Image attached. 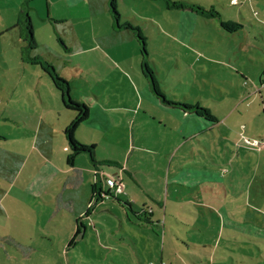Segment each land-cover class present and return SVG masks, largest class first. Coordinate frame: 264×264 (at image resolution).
Returning a JSON list of instances; mask_svg holds the SVG:
<instances>
[{
	"label": "rangeland",
	"instance_id": "374dc122",
	"mask_svg": "<svg viewBox=\"0 0 264 264\" xmlns=\"http://www.w3.org/2000/svg\"><path fill=\"white\" fill-rule=\"evenodd\" d=\"M195 7L244 25V45L205 25ZM116 8L119 24L146 38V61L173 103L161 104L185 111L198 102L217 123L200 131L208 120L192 127L145 106L139 41L111 26L109 0H0V137L8 139L0 148V264H264V0H116ZM21 9L32 38L16 24ZM42 64L67 81L73 99L112 117V129L98 131L96 111L75 134L97 145L94 163L86 152L66 162L53 125L55 112L66 116L62 95ZM94 164L101 186L92 197ZM103 175L121 181L122 192ZM151 208L159 217L148 218Z\"/></svg>",
	"mask_w": 264,
	"mask_h": 264
},
{
	"label": "trees",
	"instance_id": "16d2710c",
	"mask_svg": "<svg viewBox=\"0 0 264 264\" xmlns=\"http://www.w3.org/2000/svg\"><path fill=\"white\" fill-rule=\"evenodd\" d=\"M27 4V3H26ZM109 5L111 8V11L113 13L114 16V20L115 23L117 25V27H124L126 29H131L133 31V34L137 37L138 39V43L140 46V52H141V63H140V68H141V72L143 74V76L147 79V82L149 83V86L152 90V92L155 94V96H157L159 98V100H161L162 103L164 104H173L166 99V96L164 94V92L159 88L158 85V81L156 80V77L154 76V72L153 70L149 67L147 61H146V57H147V50H146V38L143 35L142 31L140 28L138 27H134L132 26V24H130L129 22H124V24L121 26L119 24V13L117 11L116 8V0H109ZM192 6H195L194 4H192ZM179 7H183V6H179ZM196 8V12L198 14H201L202 16H206V17H218V12L217 11H207L204 8H200V7H195ZM206 13H209V16L206 15ZM23 19V20H22ZM220 22V26L228 32H233L238 30L241 27V24L232 21V20H219ZM17 25H21L24 26V24H26V27H28V31L27 34L28 36H26L27 38H32L31 37V23H30V19H29V15L27 13V9H21L18 20H17ZM42 68L44 70H46L48 72V74L50 75V78L52 79L55 87L57 89H59L61 91V95H62V102L64 104L65 107L72 109L76 112V116L72 119V121L64 128L63 133L64 136L68 142V146H69V154L67 156V162L68 163H73V160L75 158V155L80 153V152H86L89 154L91 161H94V145H86L83 143H80L76 138H75V130L77 129V127L83 122L85 121L88 116H89V108L88 105L83 102V101H79L76 99H73L70 95H69V88H68V83L65 79H63L62 77L58 76L56 74V72L54 71L53 68H51L48 64L43 65L42 64ZM185 111H189V112H193L195 114H197L198 116L203 117L204 119L211 121V122H215L216 118L211 114V111L206 108V107H201L202 109H200V103H195V104H183L181 105ZM97 186H100V181L97 180V182L95 184L91 185L92 188V197H95V191ZM97 196H101L100 193L97 194ZM131 205L130 203H128V208L131 214H136L135 212H133V210L130 208ZM149 214H151V210L149 211ZM79 234L78 229L73 233L72 237L69 239L68 244H71L74 239L77 237V235Z\"/></svg>",
	"mask_w": 264,
	"mask_h": 264
},
{
	"label": "crops",
	"instance_id": "0c3cea01",
	"mask_svg": "<svg viewBox=\"0 0 264 264\" xmlns=\"http://www.w3.org/2000/svg\"><path fill=\"white\" fill-rule=\"evenodd\" d=\"M29 1L30 0H26V3H29ZM77 1H79V0H71V2H77ZM230 3H231V0H230ZM199 3H194V5H198ZM218 11V17L220 18L219 20H232V21H235V22H237V20L236 19H233V18H228V19H223V15H222V12L220 11V10H217ZM191 15H192V17H191ZM111 18V26L114 28V23H115V20H114V18H112V17H110ZM119 18H121L120 16H119ZM203 21H204V24L205 25H211V26H213L214 28H215V25H218V27H219V29L222 31L221 33H223L222 35H232V36H235V38H237V44H240L241 43V45H244V41H241L242 39L243 40H245V38H243L244 36H242V34H240V31H241V29H243V27H245L244 25H241V27L238 29V30H236V31H233V32H228V31H225L221 26H220V22L218 21L217 23L218 24H215V20L214 19H212V18H208V17H206V16H203ZM29 19H30V17H29ZM217 19V18H216ZM17 20H18V18H17ZM190 20H194V15L193 14H190ZM211 20V21H210ZM197 21V18H195V22ZM124 22H126V21H124ZM195 22H192V25H194L195 27H196V23ZM16 24H18L17 22H16ZM18 26V25H17ZM115 31V30H114ZM117 31V30H116ZM121 31H123V30H120L119 32H121ZM124 32H128V29H124ZM192 32V29H190V33ZM208 33V32H207ZM235 33H237V34H235ZM204 35H207L206 33H204V32H202V36H204ZM201 41H204V40H201ZM255 43H256V41H254ZM101 46H103V45H101ZM139 46V45H138ZM109 60V62H110V68H116L117 66H116V64H117V62L118 61H115L113 58L112 59H108ZM140 60V63H141V58L139 59ZM143 77V76H142ZM143 79H144V82H143V85H144V90L142 89V91H140V89H139V92H140V94H141V101L143 102L144 100H146L147 101V103H146V107L147 108H149L150 106H155V105H157V107L159 106V107H162L163 109H165L166 111H173V112H176V115L178 116V117H185L186 119H187V121H188V123L189 124H191L192 123V127L193 126H202V122H201V120L204 122V121H206V119H202V118H200V117H198V116H196V115H194L193 114V112H189V111H183V110H180L179 108H173V110L171 109V108H166V107H164L161 103V100H159V98L157 97V96H155V94L152 92V90H151V88H150V86H149V83L147 82V79L145 78V77H143ZM75 99V98H74ZM78 100V99H77ZM80 101V100H79ZM198 103V102H197ZM62 104H63V102H62ZM63 107H64V110H65V113H66V116L63 118V120L61 121V113H63V111L62 110H59V111H57V109H48V113H50V116H53L54 114H53V110H56L57 112H55L56 114H57V117H56V120H57V123L55 124H53V125H55L56 127H59L60 128V130H61V132H62V134L64 135V133H63V130H64V128L69 124V121H72V119L76 116V112L74 111V110H72V109H69V108H67V107H65L64 106V104L62 105ZM138 107H140V109H142V106H138ZM88 108H89V105H88ZM175 110V111H174ZM96 111H98V113H97V117L99 118V120H100V123H98V124H96L95 125V129L96 130H98V131H101V128H103L104 129V131H106V129H109V130H111L112 129V120H111V116L109 115V114H107L106 113V110L104 109V108H102L100 105H96V110H91V109H89V116H88V118L85 120V121H83L78 127H77V129L75 130V134L77 135V131H78V129L80 128V127H82V126H86V125H88L89 124V122H90V119H91V117L92 116H94V113L96 112ZM181 112L183 113L182 115H181ZM188 115V116H187ZM187 117H189V118H187ZM60 121H61V123H60ZM201 123V124H200ZM211 123V124H210ZM217 123V120L215 121V122H211V121H209V123H206V127L204 128V129H201V128H199L198 130H200V131H206V129H207V127H210L209 129H211L212 127L211 126H213L214 124H216ZM50 128V127H49ZM52 130H53V128H52ZM94 130V129H93ZM75 135V138L79 141V142H81V143H83V142H85L84 144H86V145H94V151L95 150H97V145H95L94 144V141H89L90 143L89 144H87L86 142V140H83V139H81V138H79V137H77ZM65 137V136H64ZM184 138H186V137H184ZM12 140H16L15 138L14 139H12ZM65 141L66 142H64V144H63V147H62V150H64V152H65V156H66V162H67V156H68V154H69V146H68V142H67V140H66V138H65ZM8 143V139L7 138H5L4 136L2 137H0V148L2 147V146H4V145H6ZM260 146H262V145H259V147ZM1 150V149H0ZM249 157V156H248ZM253 158V157H252ZM68 163V162H67ZM97 163V162H96ZM68 164H70L71 165V167L74 165V163H68ZM93 168H94V170H97L98 172L101 170V169H99L100 167H99V165L98 166H96L95 164L92 166ZM206 169L207 168H204V171H206ZM208 173H210V172H208ZM212 173V172H211ZM221 174H222V172H221ZM206 175H207V172H206ZM217 175V174H216ZM96 177H95V180H96V182H97V178H99V176H98V173H96V175H95ZM190 178V177H189ZM201 182H202V180H201ZM203 182H205V180L203 181ZM172 184H174V183H172ZM101 186V185H100ZM98 187V186H97ZM205 187H207V186H205ZM96 192V191H95ZM156 202H157V204L160 206V208H164L163 209V212L164 213H166V209H167V205H164V204H162V201H161V199L159 198V196H157V199H156ZM199 203V202H198ZM216 206H220V205H217V204H215ZM130 206V208L132 209V206L131 205H129ZM176 206V205H175ZM133 210V209H132ZM156 210H159V209H156ZM154 212L156 213V216L157 217H159V213H157V211H154V208H151V214L152 215H150L149 214V217L148 218H153V216H154ZM233 214V213H232ZM230 215H231V212H226V213H224V212H222V215H221V218H227V221H229V222H231L232 224L234 223L233 222V220L231 219V218H236L235 217V214H233L232 215V217L230 218ZM243 218H245V217H243ZM208 219V218H207ZM157 220H159V219H157ZM149 221L150 220H146L145 221V223H149ZM140 225H142L143 223L141 222V223H139ZM229 227H231V228H235L233 225H229ZM8 239H12V237H8ZM209 263V262H208Z\"/></svg>",
	"mask_w": 264,
	"mask_h": 264
},
{
	"label": "built area",
	"instance_id": "2783aa9c",
	"mask_svg": "<svg viewBox=\"0 0 264 264\" xmlns=\"http://www.w3.org/2000/svg\"><path fill=\"white\" fill-rule=\"evenodd\" d=\"M244 143L247 144L249 147H258L260 145L261 141L258 139H248V138L244 137ZM95 173L99 174V172H97V171ZM103 183L105 185H107L108 187L114 189L116 192H122V190H123V186H122L121 181L118 182L117 179H115L111 176L103 175ZM102 196L107 197L108 195L104 194Z\"/></svg>",
	"mask_w": 264,
	"mask_h": 264
}]
</instances>
